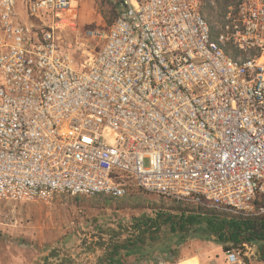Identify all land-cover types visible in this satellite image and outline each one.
I'll use <instances>...</instances> for the list:
<instances>
[{"label": "built area", "instance_id": "built-area-1", "mask_svg": "<svg viewBox=\"0 0 264 264\" xmlns=\"http://www.w3.org/2000/svg\"><path fill=\"white\" fill-rule=\"evenodd\" d=\"M113 3L102 48L78 61L61 34L72 0H0V200L137 186L264 213V0H238L217 39L200 0ZM224 258L264 264L247 241Z\"/></svg>", "mask_w": 264, "mask_h": 264}, {"label": "rangeland", "instance_id": "rangeland-1", "mask_svg": "<svg viewBox=\"0 0 264 264\" xmlns=\"http://www.w3.org/2000/svg\"><path fill=\"white\" fill-rule=\"evenodd\" d=\"M200 1L201 8L207 5V0ZM112 3L72 0L61 34L78 61L102 48V35L116 15ZM211 4L216 17L218 6L214 0ZM127 192L140 196L142 204L67 192L42 201L0 200V264H122L120 257L128 254H135L138 264H218L225 246L231 245L219 243L206 221L187 222L185 233H177V221L195 213V205L178 204L137 186ZM169 215L173 222L163 220ZM156 219L159 224L152 223ZM143 221L152 226L150 232L141 233V227L147 230ZM247 242L258 255L261 242ZM113 245L120 246L116 254Z\"/></svg>", "mask_w": 264, "mask_h": 264}, {"label": "trees", "instance_id": "trees-1", "mask_svg": "<svg viewBox=\"0 0 264 264\" xmlns=\"http://www.w3.org/2000/svg\"><path fill=\"white\" fill-rule=\"evenodd\" d=\"M212 0H207V5L202 6L201 13L207 20L210 25L211 29V37L212 39H217L219 33L222 30V25L226 22V17L229 11V7L236 6L238 0H214L216 5L218 6V12H216L215 17V7L211 4ZM113 7L115 8V4ZM114 11V10H113ZM115 13V12H114ZM116 15L114 16L115 19ZM113 19V20H114ZM216 21H220V25L217 26ZM113 22V21H112ZM229 48H232V52L234 56L239 54L238 50L234 49L231 45H228ZM228 51V50H227ZM98 195L99 198H102L104 201L108 199L116 200L121 203L126 204H142V199L140 196L134 194H128V192L123 196H114L109 194H95ZM78 198V196H76ZM171 200V199H170ZM176 203H181L176 200H172ZM256 208L264 206V195H260L254 201ZM165 215L161 216L162 217ZM165 222L174 221L172 215L163 219ZM186 221L188 223H201L206 221L210 230H212L218 236L219 243H231V244H238L242 241H259L261 242L259 246V253L260 259L264 260V213L258 215H251V216H242V215H235L228 212L218 211L216 209H209V208H197L195 213L189 214L186 216ZM178 222V221H177ZM154 224H159L160 220L156 219ZM147 226V230L141 227V233H145L144 231H151V225L147 222H142V225ZM178 225V223H177ZM138 226H141L139 224ZM141 242V241H140ZM136 243V242H135ZM229 246L226 245L225 248ZM119 245H113L112 253L116 254Z\"/></svg>", "mask_w": 264, "mask_h": 264}, {"label": "crops", "instance_id": "crops-1", "mask_svg": "<svg viewBox=\"0 0 264 264\" xmlns=\"http://www.w3.org/2000/svg\"><path fill=\"white\" fill-rule=\"evenodd\" d=\"M152 235V234H151ZM138 241V240H137ZM140 242V241H138ZM224 251L223 254H220V256L218 257V260L220 261L218 264H223L224 262ZM136 258H135V254H128L127 256H122L120 257V262L122 264H138L137 262H135ZM90 264V263H89ZM92 264V263H91Z\"/></svg>", "mask_w": 264, "mask_h": 264}, {"label": "flooded vegetation", "instance_id": "flooded-vegetation-1", "mask_svg": "<svg viewBox=\"0 0 264 264\" xmlns=\"http://www.w3.org/2000/svg\"><path fill=\"white\" fill-rule=\"evenodd\" d=\"M187 222L186 219L184 220H178V226L180 225V230L177 231V233H181V234H184L185 231L187 230ZM193 223H190V226L192 225ZM189 226V225H188ZM153 237V236H152ZM140 241V240H138Z\"/></svg>", "mask_w": 264, "mask_h": 264}]
</instances>
